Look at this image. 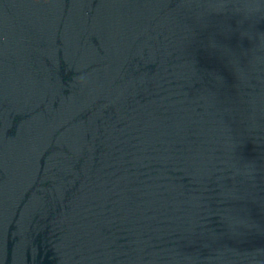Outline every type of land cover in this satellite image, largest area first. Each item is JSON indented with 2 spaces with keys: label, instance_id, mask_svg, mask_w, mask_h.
I'll return each instance as SVG.
<instances>
[{
  "label": "water",
  "instance_id": "95a60500",
  "mask_svg": "<svg viewBox=\"0 0 264 264\" xmlns=\"http://www.w3.org/2000/svg\"><path fill=\"white\" fill-rule=\"evenodd\" d=\"M0 264H264V0H0Z\"/></svg>",
  "mask_w": 264,
  "mask_h": 264
}]
</instances>
